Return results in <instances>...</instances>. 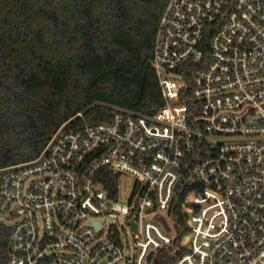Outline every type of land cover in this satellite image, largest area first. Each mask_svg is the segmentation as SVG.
<instances>
[{
  "label": "built area",
  "instance_id": "1",
  "mask_svg": "<svg viewBox=\"0 0 264 264\" xmlns=\"http://www.w3.org/2000/svg\"><path fill=\"white\" fill-rule=\"evenodd\" d=\"M153 65V114L80 112L0 169L6 264H264V0H169Z\"/></svg>",
  "mask_w": 264,
  "mask_h": 264
},
{
  "label": "trees",
  "instance_id": "2",
  "mask_svg": "<svg viewBox=\"0 0 264 264\" xmlns=\"http://www.w3.org/2000/svg\"><path fill=\"white\" fill-rule=\"evenodd\" d=\"M168 2L0 0V169L36 158L80 112L78 123L95 124L116 108L157 111L164 101L154 47ZM173 212L187 231L181 206ZM2 217L0 209L6 264L11 226Z\"/></svg>",
  "mask_w": 264,
  "mask_h": 264
},
{
  "label": "rangeland",
  "instance_id": "3",
  "mask_svg": "<svg viewBox=\"0 0 264 264\" xmlns=\"http://www.w3.org/2000/svg\"><path fill=\"white\" fill-rule=\"evenodd\" d=\"M119 186H120V201L122 203H126L135 186V180L131 176L123 175L119 180ZM163 215L165 216L168 222L167 230L175 234L172 220L165 213ZM123 221H124L123 219L119 220L121 224L124 223Z\"/></svg>",
  "mask_w": 264,
  "mask_h": 264
},
{
  "label": "water",
  "instance_id": "4",
  "mask_svg": "<svg viewBox=\"0 0 264 264\" xmlns=\"http://www.w3.org/2000/svg\"><path fill=\"white\" fill-rule=\"evenodd\" d=\"M96 226H97V228L99 229L100 227H99V225L96 223Z\"/></svg>",
  "mask_w": 264,
  "mask_h": 264
}]
</instances>
